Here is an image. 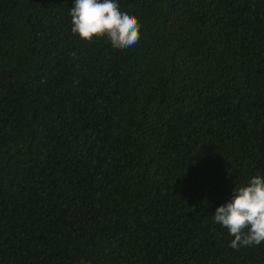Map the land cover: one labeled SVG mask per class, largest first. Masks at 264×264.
<instances>
[{
    "label": "trees",
    "instance_id": "trees-1",
    "mask_svg": "<svg viewBox=\"0 0 264 264\" xmlns=\"http://www.w3.org/2000/svg\"><path fill=\"white\" fill-rule=\"evenodd\" d=\"M118 4L124 49L0 0V264H264L213 219L264 176V0Z\"/></svg>",
    "mask_w": 264,
    "mask_h": 264
},
{
    "label": "clouds",
    "instance_id": "clouds-1",
    "mask_svg": "<svg viewBox=\"0 0 264 264\" xmlns=\"http://www.w3.org/2000/svg\"><path fill=\"white\" fill-rule=\"evenodd\" d=\"M70 15L72 33L88 42L93 37L107 39L113 48L124 49L141 38L138 18L121 12L118 0H75ZM213 219L234 237L230 242L234 250L264 243V176L254 175L247 185H236L230 201L215 210Z\"/></svg>",
    "mask_w": 264,
    "mask_h": 264
}]
</instances>
